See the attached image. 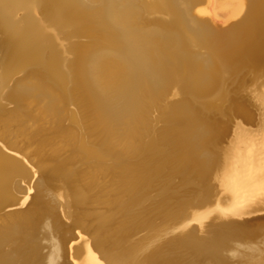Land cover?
<instances>
[{
  "label": "bare ground",
  "instance_id": "bare-ground-1",
  "mask_svg": "<svg viewBox=\"0 0 264 264\" xmlns=\"http://www.w3.org/2000/svg\"><path fill=\"white\" fill-rule=\"evenodd\" d=\"M144 1L145 5L144 9H142L137 0H0V47L7 48L11 47L15 43H18L14 48L12 58H15L21 66L29 63L32 65L37 64L40 62L42 55L46 54L45 59L48 65V76L46 78L47 82L50 84V82L53 81L55 82V85L58 83L60 88L67 83L69 84L70 89L72 85V87L78 88L79 91L81 90V95L85 99V102L89 107L88 109L92 112L90 110L88 111H90L91 114L93 113V117L97 121L99 128L102 130L101 132L107 131L104 132L106 135L107 133H110V135H107L106 138L104 136V139H107L108 141L112 139V137L119 139V134L116 135L117 137L115 136L117 132H120L117 131L119 129L117 127V123L120 121V123H122H119L121 127L125 124L127 133L124 132L126 128L119 129L124 130V134L120 133L121 136H125L126 133V136L121 138L124 139V151L129 153L139 152L140 156L142 154L141 152H143V157L136 155L139 156L140 159L146 157L144 156L146 155L144 153H147V155L152 154L153 152L155 153L154 142L157 144L158 142L154 141L156 138V128L154 124L160 122V120L163 121L164 119L166 121L168 120L166 118H172L177 122L176 126L178 124V128L176 130V137H174L183 147H186V145H188L187 142L191 139L193 134L195 135L194 130L197 127L194 130H191L193 129L192 127H195L198 124L208 126L207 124L211 117L204 116L201 110L196 108V106H193L191 98L205 99L203 111L206 110L209 112V115H211L210 113L218 112L220 115L229 117L230 111H232V107H234V99L242 100V98L238 97L236 89L240 88L244 80L241 79V77L235 80V86L232 89L234 95L232 96L226 87L227 82L238 73L241 67L248 69V71H252L254 73L253 76H256V79L263 76L255 85V95H253L255 100L262 102V105L258 108L259 120L258 118L257 120L259 127L257 132L252 133L250 131V127L248 128L250 129L248 132L245 131L242 128L243 125L241 121L237 120L238 123L235 125L234 130L231 133L229 138L230 141L225 148V153H223L224 156L219 153L224 157H220V159H224V163L218 161H215V163L213 162L209 168L210 171L209 169L208 171H205L206 167H199L200 163L193 156L196 152L192 151V149L188 146L187 147L194 153L192 154L190 152H186L185 154H182L185 155V159L181 158L182 160L175 159L177 162L173 161V165L179 161L180 165L185 162L183 164L187 163L189 166L191 165V168L194 166L197 177L201 179L204 177L206 179V176L210 177L211 174L214 173L216 184H218L219 187L220 185L222 187L223 183H225L229 188V192L235 195L231 204L217 210L215 209L217 206H214L218 202V197L213 196L214 198L211 199V193H207L205 203H200V206L198 207L192 206V209L190 208L191 210L186 213L188 218L201 213V217L206 220L213 214L225 215L229 213L243 212V204L250 200H255L257 201V206L260 205L264 201V75H262L263 73H260L259 71L260 66L264 65V0H247L246 3L243 2V0ZM248 1L249 5L251 3L249 7V21L228 32L212 30L209 28L206 21L200 20L199 22H194L188 17L189 7L192 6L195 8V11H192L193 14L201 18H204L205 15L217 17V13L219 11L224 12V14L228 17L225 23H228L239 18L245 12ZM46 25L52 26L53 32L51 29H48L52 33L46 31ZM81 36L93 43L97 48L91 50L90 53H87L88 51L86 53L79 52L80 46L78 41L80 39L85 40L84 38H80ZM77 37L80 39H75ZM85 48L89 49L88 46H85ZM67 56H70L72 62H74L71 64L70 61L69 64L72 65L70 68L76 66L75 73L77 74L75 75L74 80H72L73 82H69V78L66 76V72L68 71H66V67L69 68V66H66L65 63ZM67 59L69 58L67 57ZM248 71H246V73H248ZM256 79L254 81H256ZM250 80L252 81L253 79L250 77ZM13 88L14 87H12L8 92H10ZM22 89H20V97H34V94H32L33 92L30 89H27L26 87ZM170 91H172L173 95L177 97L174 101L167 102V99H169L167 97L169 96L168 94ZM172 93L170 92V94ZM17 96L16 92L9 95L10 98L15 100L19 99ZM71 96L72 95H70V97ZM79 101L81 103V100ZM159 101L164 102L160 103V105L163 104L164 107L161 105L159 112L156 111L158 112L156 113V117L152 116L153 118H148V109L151 107V104ZM77 104L79 107L78 102ZM152 107L155 108L154 106ZM86 108L85 111H87ZM158 108L156 107L155 109L158 110ZM240 109L241 107L239 110ZM49 112L50 107L47 110V113ZM241 114L243 117H247V113L242 112ZM221 117L217 115L212 118H215L222 123L227 122V120H224V117ZM92 122H94V119ZM93 124L95 125V123ZM59 125L61 126V123ZM94 125H92V127L95 130L96 127L94 128ZM139 125L147 128L145 135H143L145 132H143L142 129L140 131L136 130ZM206 126L204 127L205 130H210L209 128H206ZM172 127L175 128L174 125ZM213 127H215L214 124ZM243 127H245V125ZM114 128L117 132H112ZM169 128H171V126ZM199 128L202 129L201 127ZM158 129L160 130L158 131L161 132L159 127ZM164 129L167 130L166 127ZM171 129H169V131H171ZM165 130L162 131L164 132ZM137 132L142 133H140L141 137H139L140 135ZM191 132L192 135L190 136ZM97 133L99 132L97 131ZM136 133L139 136L136 137ZM164 133H168V131ZM103 135L104 134L101 136ZM160 135H162V133ZM217 135L220 137L219 134ZM135 137L138 139L136 141H139V143L141 142L140 145L138 142L136 143L139 147L135 146ZM212 138L213 137L211 136V139ZM104 139L103 141H105ZM199 139H201V137ZM215 139L217 140V138ZM221 140L222 138L218 139V141L209 146V144L207 145V143H204V139L203 142H199V144L203 143L202 145L207 147L209 146L208 148L212 150L211 152H217V148L220 145ZM109 143L111 144V141ZM177 143L176 145L179 149ZM159 144H161V142ZM191 144H193V142L190 143L189 146L194 147V145ZM112 145L114 146V144ZM83 146L85 145L83 144ZM106 148H108L110 154H114L115 151L117 152V150L120 149H118V146H116V148L110 147L112 148L111 150L109 147ZM201 149L205 150L206 148ZM201 149L198 150L201 151ZM85 151L88 152H85L88 156L90 155L97 158L99 155L92 152L93 150L90 151L87 149ZM221 151L222 150H220V152ZM81 152L84 153L83 149ZM115 155L118 156L120 154L118 153V155ZM205 155H207V152ZM205 155L204 157H206ZM129 157H131V154H129ZM135 157L133 158L135 159ZM197 159L199 158L197 157ZM148 161L150 160L148 159ZM26 166L29 165L26 164ZM89 166L108 168L114 165L91 164ZM181 167H183V165L178 168ZM132 170L133 169H131V171ZM141 170L143 171L144 167ZM59 171L61 172L60 169ZM109 171L111 173V169H109ZM120 171L122 170L120 169ZM145 172L146 171H144V173ZM106 173L108 175H112V173L109 174L108 171H106ZM15 175L27 176L28 172L21 164L7 161L0 156V205L10 197V183ZM137 176L134 175L135 181ZM190 176L194 177L204 185L208 183V181L204 182L194 175ZM124 177L122 179L123 181L125 180ZM147 179L148 178L142 176V179L136 184L131 185V183H127L129 185L127 191L132 194L131 196L129 195L132 203L140 202L139 200L143 198L147 185ZM90 185L92 186L93 184L90 183ZM90 185L87 187H91ZM122 185L123 184H121V186ZM189 185L190 184H187L184 187H188ZM104 190H106V188ZM193 190L194 189L192 188L185 189L184 192ZM88 200L89 199H87V201ZM163 200L164 197L157 195L145 202L142 206L140 204L138 206H141L140 210H142V212L148 210L150 211L155 204H159ZM126 215L127 214H124L122 218L118 219L122 220L126 217ZM183 215H185V213ZM158 216L161 217L162 215L159 214L157 217ZM39 218L38 215L34 213L27 220L15 219L13 222H16L17 227L19 226L21 229H32L34 231L35 224ZM159 219L161 220V218ZM162 219L163 221L172 220L175 223H179L178 225L172 224L170 228H168L169 223L167 226H163L164 228H168L167 230L165 229V232H163L164 235L169 232V229L172 230L175 226L178 227L183 224L174 220V216L167 214L164 215V218L162 216ZM126 225H128V223ZM140 226L142 227V225ZM158 229L159 227H154L149 229L147 231L148 233L145 231L147 233L145 237H150L152 233H154L153 231H157ZM163 229H159L161 231L158 232L162 233V231H164ZM129 232L131 233V231L125 228H122L120 231L122 237L125 236V239H127ZM154 234L156 236V233ZM254 234H256V231L251 229L236 232L232 231L226 233L225 235H219L218 229L216 227H211L210 234L206 239L201 240L202 243H199V241H197L190 233L184 236L175 237L165 243H171L175 247L180 246L188 248L191 251L195 263H185L186 261H183L182 255L181 257H177L178 253L176 256H169L172 259L169 260L167 258V260L165 258V260V253H163V246L165 244L158 243L150 246L148 250L147 246L150 242L142 243L139 239H135V241L132 240L129 248H127L125 252L123 251V253L118 255L110 254V256L107 255V258L109 263L113 264H117V259L128 257L138 259L141 264H206L207 262L215 264L218 261L222 262L224 260L225 257L222 256L221 250L229 241H244L247 240V238L249 239L254 236ZM163 237L160 236V238ZM147 239L144 242L149 241V238ZM156 240L157 238L152 240L151 245ZM144 244H147L145 245V250L143 247ZM94 247L86 244L73 252H71V250L68 251V255L71 252L73 257L79 259V262L77 261L78 263L75 262L74 264H100L95 258L96 255L94 256L93 254L95 252L93 250ZM64 248L65 244L63 241L56 250V253L62 257H60L61 260L58 259L59 261H62L59 262V264H65V260H63L66 255ZM97 248L98 247H96V250ZM176 250H179V248H176ZM146 251L148 252L140 257V254ZM97 254L99 255V253ZM53 257L54 256H52V254L47 255L45 257V263L57 264L58 262L56 263ZM41 258L39 255L30 261V259L25 258H22L21 260L15 259L14 257L0 255V264H41ZM97 258L99 260V257ZM159 258L162 259L158 260Z\"/></svg>",
  "mask_w": 264,
  "mask_h": 264
},
{
  "label": "rangeland",
  "instance_id": "rangeland-1",
  "mask_svg": "<svg viewBox=\"0 0 264 264\" xmlns=\"http://www.w3.org/2000/svg\"><path fill=\"white\" fill-rule=\"evenodd\" d=\"M137 1H138V4L141 6V8L144 9L145 1L144 0H137ZM246 1L247 0H243V2H245V3H246ZM250 5H251V3H250ZM194 9L195 8H193L192 11ZM220 14H223V15H220ZM217 15H218L217 17L216 16L212 17L211 15H205L204 18L208 19L209 22L213 25L225 26L226 24L229 23V22L225 23V21L228 17L224 14V12L219 11L217 13ZM45 29L47 32L49 31V33L53 32L52 26L46 25ZM48 29H51L52 32H50V30H48ZM69 35H70V33H69ZM80 38H84V37L81 36ZM80 38L77 37L75 39L79 40ZM84 39L85 40L80 39L78 41V44L80 46L79 52H85L86 53L88 51L87 53H90L91 50L97 48L93 43L86 40V38H84ZM17 44L18 43H15L11 47H7V48L0 47V143L5 145V146L14 148V149L18 150L19 152L21 151L20 153L21 154L23 153L22 154L23 156L25 155L24 158L27 162V165H29V166L24 165V167L26 168V170L28 172L27 176L15 175L12 178L11 183H10L11 184L10 185V192L11 193H12V191H16V190L21 189L22 185H24L28 181L32 180L35 176H37L38 173L41 174V176H40L41 177L40 193H39V196L37 199V207L34 211V213H36L38 215V218L40 216L41 217L37 220V222L35 224L34 231L32 229L31 230L30 229H28V230L21 229V228H19V226L17 227L16 222H13L12 220H11L12 223L10 225H7V227L4 229H0V255H3L6 257H14L15 259H21V260H22V258H25V259H30V261H32L36 256L40 255V258L42 257L41 258V264H46L45 263L46 262L45 257L47 255L52 254V256H54L53 259L57 263L59 260H61L62 257H61V255L56 253V250H57V248H59L60 243L64 241V239H63L64 232H67V228L65 226H63V221H64L63 214L65 211H67L68 217L73 221V223H79L81 221V216H79V215H81V213H82V215L84 216V219L86 218V219H90V220L91 219L96 220L98 223H100V225H102L104 227L107 224L115 222L116 227L119 231H121L122 228H125V229H128L129 231H131V233L130 232L128 233L127 239H125V236L122 237L121 233L119 232L120 233L119 235H121V236H119L120 239H118L117 241H112V242L108 241L107 239L100 237L98 232H96V234L94 236H92V241H90V239H88V238L81 237L82 242L76 247V249H78L79 247L86 245V244H88L89 246H92V247L95 246L93 249L95 252L93 254H94V256L96 255L97 257H99V260H98V258L95 256L97 261L100 264H105V263L110 264L108 261L107 255H109V256H110V254L111 255H118L120 253H123V251L125 252L127 250V248H129L132 240L135 241V239L136 240L139 239V241L140 242L142 241V243L150 242L147 246V248H149L151 246L152 240H154L156 238H157V240H159L158 238H160V236L163 237V235H164L163 232H165V229L167 230L168 228H170L172 226V224L173 225L179 224V223L173 222L172 220L163 221L162 216L164 218L165 214L174 216V220L179 221L181 223H189V222L194 223L195 221L196 222L200 221L199 223H202L203 222L202 220H204V219L201 217V213L197 214L198 216L196 215L194 217L192 216L189 218L187 217L186 213H188V211L192 209L191 208L192 206L198 207V206H200V203L201 204L205 203V200L207 198L206 197L207 193H211V199L214 198L213 196L218 197V202L216 203L217 205L215 204V206H214V207L217 206L215 208L217 210H220V209L226 207L227 205H229L233 202V197L235 195L233 193L229 192V190H228L229 188L227 187V185L225 183H223L222 187H221V185L219 187L218 184H216V179L214 177V173H212L210 177L206 176V179H205V177L202 179L198 178L196 175V172H195L196 170H194L195 169L194 166L192 167L193 168L192 169L191 165L189 166V164H187V163L183 164L185 162H183L180 165L179 161H178V163H176L177 162L176 160H180L181 158L185 159V155H182V154H185L186 152H190L193 154L194 152H192V151H195L196 153H194L193 156L200 163L199 167H203V168L206 167L207 168V169L205 168V171H208V169L211 167L212 163L213 162L215 163V161L224 163V159L222 160V159H220V157L224 158L223 153H225V148L227 147V145L230 141V139H229L230 137H228V138L225 137V134L227 132L226 131L227 130L226 125H225L226 122L222 123V122L218 121L217 119L212 118V117H215L217 115H219L220 117L221 116L224 117L225 119L224 118L223 119L227 120L228 123L233 119H234V121H237V120L240 121V118L241 119L243 118L244 121L247 120L246 122H248L250 124H243L241 122L243 126L245 125V127H243L241 125L242 128L247 132L250 129H251L250 131L252 133L257 132V129L259 127V125H258L259 109L258 108L262 105V102L255 100L253 95H255V90H254L256 88L255 85L261 80V78L263 76L258 77L256 79V76L255 77L253 76L254 73L252 71H250V70L248 71V69L241 67L240 70L238 71V73L232 79H230L227 82L226 87H227L228 91L231 93L230 95L232 96V95H234L233 94L234 92H232V89L235 86L234 85L235 80L239 79L240 77H241V79L244 80V82L240 86V88L236 89L238 97L242 98V100H236L233 98L235 101V102H233V106L236 108V110L234 107H232V109L234 111L233 110L230 111L229 117L224 116V115H220V114H218V112L210 113L211 115H209V112H207L206 110L203 111V107H204L203 104L205 102V99L191 98L192 105L196 106V108L201 110L202 113L204 114V116H206V117L209 116V117H211V119H209V121H208V124H207L208 126L201 124L203 126L202 127L201 125L198 124L195 127H192L193 129H191V130H194L197 127L194 130L195 135L193 134V136H192L193 138L191 137L190 140L188 139L190 142L189 141H188L189 143L187 142L188 145H186V147L181 146L175 138L176 137V130L178 128V124L176 126L177 122L175 120H173L172 118H166L168 120L165 121L163 119V121L160 120L161 123L160 122L155 123L154 125L156 128V133H155L156 138L154 141L158 142V144L154 142V146H155V153L153 152L154 154L152 153V154L147 155V153H144V154H146V155H144L146 157L143 158L145 160L144 161L143 159L139 158V156H140L139 152L138 153H134V152L129 153V152L124 151V145H123L124 139H121V138H124L126 136V133H127L126 132L127 128H126L125 124L122 125L123 127H121L120 124H122V123H120V121L117 123V125H118L117 127L119 129L120 128H122V129L126 128L125 131L118 129L117 131H120V132H117V131H115L116 127L112 131V132H117L115 134V136L117 134L120 135V133H123V131H124V132H126L125 136L120 135V137H119V135H118L119 139H116L115 137L113 138L112 136H109V137H112V139H110L109 141L107 139H104V136L106 138L107 135H110V133H107V135H106L104 132H107V131L101 132L102 130L99 128L97 121L93 117V113L92 114L90 113L91 110L88 109L89 107H88L87 103L85 102V99L81 95L82 91L81 90L79 91L78 88L72 87L71 84H70L71 85V89H70V86L67 83H66V85L64 84L63 87L61 86L62 88H60V85L58 83H56V85H55V82H53V81L50 82V84H49V82H47L46 78L48 76V71H47L48 65H47V62L45 59L46 54L42 55L43 59L41 57L40 62L37 64L32 65L29 63V64H25V65L21 66V64H19V62L17 60H15V58H12L13 53H14V48ZM85 46L86 47L88 46L89 49L85 48ZM67 57L69 59H67ZM67 57H66L65 63H66V66L67 65L69 66V68L66 67V71L68 70L66 72L67 73L66 76L69 78V82H73L72 80H74L75 75L77 74V73H75L76 72V68H75L76 66L71 67L72 68V70H71L70 66H72L71 64H73L74 62H72V59L70 58V56H67ZM8 59H9V61H8ZM67 60H68V62H67ZM70 61H71V64H69ZM74 68H75V70H74ZM263 70H264V65L260 66V68H259L260 73L261 72L263 73L262 75H264ZM246 71H248V73H246ZM250 77H251V79H253L252 81L250 80ZM70 79H71V81H70ZM255 79H256V81H254ZM12 87H14V88L10 92H8ZM21 87L22 88L26 87L27 89H30L33 92L32 94H34V97L33 96H32L33 98L32 97H27V98L20 97L19 93L21 92V90H20V89H22ZM77 91H78V93H77ZM15 92L17 93V95H18L17 97L19 98L17 100L9 97V95L14 94ZM170 92L172 93V91H170ZM170 92L168 94L169 96L167 97V98H169V99H167V102L174 101L175 98L177 97V96H174L173 93L170 94ZM78 94H79V96H78ZM244 94H246V95H244ZM70 95H72V96L70 97ZM73 95L75 96V98ZM79 97H80V99H79ZM209 97H211V96H209ZM79 100H81V103ZM9 101H11V102H9ZM77 102L79 103V107H78ZM161 102L162 101L154 102L151 104V107L154 106L155 108L156 107L157 108L159 107V108L157 110L153 107L152 108L150 107L148 109V111H149L148 112V116H149L148 118L151 119L152 116L156 117V113L159 112L161 105H162V107H164L163 104L160 105ZM162 103H164V102H162ZM14 105H16V106H14ZM49 107H50V112L47 113V110L49 109ZM240 107H241V109L239 110ZM85 108L87 111H85ZM243 109H244V111H243ZM247 109H249L251 115L248 113ZM88 110H90V111H88ZM156 111H158V112H156ZM242 112L247 113L246 114L247 117H243L241 114ZM235 113H237L238 115ZM91 115H92V117H91ZM236 116H240V118H238ZM257 118H258V120H257ZM93 119H94V122H92ZM60 123H61V126L59 125ZM93 123H95V125ZM153 123H154V121H153ZM213 124L215 127H213ZM92 125H94V128L96 127L95 130L93 129ZM173 125L175 126V128L172 127ZM139 126L136 128V130L140 131L142 129L143 132H145V133H143L142 131L141 132L143 133V135H145L147 132L146 131L147 128L145 126L144 127L143 126L139 127ZM167 126H168V128H167ZM170 126L172 129L169 128ZM198 126L201 127L202 129H200ZM205 126H206V128H209L210 130H208V131L205 130V128H204ZM66 127H67V129H66ZM158 127L161 129V132H159L160 130L158 129ZM165 127L167 130L164 129ZM216 127H217V129H216ZM218 127H219V129H218ZM249 127H250V129H248ZM169 129H171V131H169ZM223 129L225 132L223 131ZM162 130H165L164 132L168 131V133H164ZM233 130H234V128H233ZM89 131H90V133H89ZM97 131L99 133H97ZM141 132H139V133L137 132L140 136L137 135V133H136V137L137 136L141 137V134H142ZM157 132H158V134H157ZM192 132H191L190 136L192 135ZM161 133H162V135H160ZM211 133H213V134H211ZM102 134H104V135L101 136ZM217 134H219L220 137ZM159 136H160V139H159ZM211 136L213 137L212 139H211ZM136 137H135V141L133 140L135 142V144L137 142L139 143V141H136V140H138V139H136ZM198 137L199 138L201 137L202 141ZM163 138L165 141L163 140ZM166 138H168V139H166ZM203 138L205 139L204 143L205 144L207 143V145L209 144V146L211 144H214L216 141H218V139H220V138H223V139L220 142V145H219L220 147L218 146L219 149L217 148L218 151L217 152H211L212 150L210 148H208L209 146L207 147L205 145H202L203 143L199 144V142L200 143L203 142V140H204ZM207 138H209V139H207ZM215 138H217V140ZM103 139L105 141H103ZM192 139H193V141H192ZM227 139H228V141H225ZM173 140H174V142H173ZM110 141H111V144L109 143ZM119 141H121V142H119ZM160 142H161V144H159ZM192 142H193V144H191V145H194V147L192 146L193 148L191 146H189L190 143H192ZM194 142L197 145H195ZM140 143H139V145H140ZM176 143L178 144L179 149L177 148ZM83 144L86 147L83 146ZM112 144H114V146ZM116 146H118V149L120 148L119 150H117V152L120 155H118V153L116 151H115L116 153L114 152V154H110L108 148H106V147L116 148ZM135 146L139 147L137 144ZM187 146L190 147L192 149V151ZM200 146H201V148H203V149L206 148V149L202 150L200 148ZM83 147H85V148H83ZM82 149H83L84 153L81 152ZM84 149L85 150L88 149L90 151L93 150L92 152H94L97 155L99 154V155L98 156L96 155L97 158L92 157L90 155H89L90 156L89 157L87 154L88 152L85 151ZM111 149L112 148H110V150ZM198 149H201V151ZM156 150H159L161 152L156 151ZM207 150H209V151H207ZM220 150H222V151L220 152ZM179 151H180V153H179ZM85 152H87V153H85ZM122 152H123V154H122ZM157 152H159V153H157ZM206 152H207V155H205ZM111 153H113V152H111ZM141 153L143 154V152H141ZM211 153H213V154H211ZM216 153L218 155L221 154L223 156H221V155L218 156ZM115 154H117L118 156H116ZM129 154H131V157H129ZM142 154H141V156H142ZM202 154H204L206 157H204V156L202 157L201 156ZM136 155H139V156H136ZM155 155H156V157H155ZM157 155H159V156H157ZM132 156L133 157L136 156L135 159ZM210 156H212L213 158ZM147 157L150 161H148ZM197 157L199 159H197ZM86 158H88V159H86ZM173 161H176L175 162L176 164L174 163L175 165H173ZM91 164L114 165L112 167H108L109 169H111L112 175H108L106 173V171H108V173L111 174L108 168L89 166ZM182 165H183V167L178 168ZM185 166L187 167V169ZM131 167H133V168H131ZM143 167H144V170L142 171L141 169H143ZM145 168L150 169V170H147ZM59 169L61 170V172L59 171ZM89 169H91V170H89ZM120 169L122 171H120ZM131 169H133V170L131 171ZM144 171H146L145 173L147 175L144 173ZM209 171H210V169H209ZM125 172H127V173H125ZM148 172H150V173H148ZM123 174L125 177L123 176ZM129 174H130V178H129ZM134 175H136V176L138 175L136 177L137 178L136 181H135ZM141 175L143 177L148 178L147 179V185H146V188L144 191V196L142 199L139 200L140 202L132 203L130 201L131 200L130 196L132 194H130L127 191L129 188L128 184L131 183V185H133V184H136L137 182H139L142 179ZM190 175H194L195 177H197L198 179H200L204 182L208 181V183L206 185H204L203 183H200L198 180H196L194 177H192ZM123 177L125 179L124 181L122 180ZM95 179H96V181H95ZM90 183L93 185L91 186ZM121 184H123V185L121 186ZM187 184H190V185L188 187H184ZM89 185L91 187H87ZM100 188H102V189H100ZM105 188H106V190H104ZM190 188H192L194 190L184 192L185 189H190ZM31 191H32V189L28 188L27 193H30ZM127 193H129V194H127ZM157 195L164 197V200L161 201L159 204H155L150 209V211L148 210V211L142 212V210H140L141 206L143 204H145V202L150 200L152 197L157 196ZM27 198H28V194L25 195L24 200H26ZM87 199H89V200L87 201ZM43 200H45V201H43ZM198 200H200V201H198ZM116 201L117 202L119 201L120 203L118 202L119 203L118 204ZM256 202L257 201H255V200H250V201L244 203L242 206L244 211L251 209L252 207L257 206ZM121 203H123V204H121ZM197 203H198V205H197ZM262 203H264V201ZM139 204L141 206H138ZM87 210H89V211L93 210L94 212H88ZM95 211H102V212H95ZM176 212L179 213L180 215L177 214ZM184 213H185V215H183ZM124 214H127L124 219H122V220L118 219V218H122ZM159 214L162 216L157 217V215H159ZM159 218H161L162 221ZM14 223H15V225H14ZM127 223H128V225H126ZM151 223H153V224H151ZM168 223H169L168 228L167 227L164 228L163 226H167ZM170 223H171V225H170ZM2 224H3V217L0 215V226ZM145 224H147V225H145ZM140 225H142L143 228ZM135 226H137V227H135ZM154 227H157V228L159 227V229H161V230L164 228L163 229L164 231H162V233L158 232V231H161L159 229L157 231H153L154 233H156V236L154 233H152V235H151L152 237L150 236L151 237V240H150V237H145V236L148 233L147 231L151 228H154ZM175 227H177V226H175ZM174 228H172V230ZM10 231H11V233H10ZM169 231H171V230L169 229ZM157 232H158V235H157ZM257 232L258 231H256V233ZM263 234H264V232H263ZM8 236H10V237H8ZM26 236L28 237V239ZM157 236H159V237H157ZM260 237H261V235L254 234V236L250 237L249 239L247 238V240H244V241L243 240L229 241L227 243V245L223 248L224 251H223V249L221 250L222 256L225 257L224 260L222 262L218 261L215 264H264L263 259L259 258L257 255H254L252 253H247V249L245 248L248 244L249 245L250 244H256L257 241L260 239ZM64 238H65V236H64ZM147 238H149V241L144 242ZM4 239H5V241H4ZM196 240L199 241V243H202V241H201L202 239H196ZM156 241H154V242H156ZM54 244H55V246H54ZM2 245H4L3 247L5 249L9 248V250H11V251H9L8 253L5 251H2L1 250ZM145 245H147V244H144V246H143L144 250H145ZM165 245L167 247V250L171 251L170 252L171 255H169V256H174V255L176 256V254L178 253L177 257H181V255H182L183 261L184 262L186 261L185 263H195L193 256L191 254V251L188 248L180 247V246L175 247L171 243H167ZM56 246H58V247H56ZM164 246H163V248H164ZM96 247H98L97 250H96ZM176 248H179V250H176ZM70 250H71V252L74 251L71 248H70ZM71 252L69 254V258L71 260L70 263H72V264H74L75 262L78 263L79 259L73 257L71 255ZM97 253H99V255ZM55 254H57V255H55ZM23 255H24V257H23ZM188 257H189V259H188ZM160 259H162V258H159L158 260H160ZM191 259H192V261H191ZM206 264H212V263L207 262Z\"/></svg>",
  "mask_w": 264,
  "mask_h": 264
},
{
  "label": "water",
  "instance_id": "water-1",
  "mask_svg": "<svg viewBox=\"0 0 264 264\" xmlns=\"http://www.w3.org/2000/svg\"><path fill=\"white\" fill-rule=\"evenodd\" d=\"M249 1L246 6L245 12L237 19L229 22L225 26L220 25H213L209 22L206 18H201L193 14L192 9L193 7L190 6L188 10V17L194 21L199 22L200 20L206 21L209 28L219 32H228L233 30L236 27H240L247 23L250 18V10H249ZM248 113L251 115L249 109ZM240 118L239 116H236ZM240 121L243 124H250L243 119L240 118ZM237 121L231 120L229 123L226 122V134L225 137L228 138L231 136L232 130L235 125H237ZM223 139V138H222ZM222 141V140H221ZM225 141H228L225 140ZM227 143V142H226ZM0 156L1 158L21 164L23 167L27 164L24 156L16 149L5 146L0 143ZM202 157L204 154L201 155ZM40 185H41V177L38 173L32 180L28 181L26 184L21 186V189L12 191L9 198H7L1 205H0V215L3 217V224L0 226V229H4L7 225H10L12 221L15 219H22L27 220L32 216L36 207H37V199L40 193ZM28 188H31L32 191L27 193ZM28 194V198L24 200L25 195ZM88 212H94L93 210ZM84 212V211H83ZM95 212H102V211H95ZM81 216V221L79 223H73V221L68 217L67 211L63 214V226L67 228V232H64L63 239L65 244V256H64V263L70 264V258L68 255V251L70 248L75 250L76 247L82 242L81 237L88 238L92 241V236L99 233V236L107 239L108 241H116L120 239V235L118 234L120 231L116 227V223L107 224L105 227L100 225L96 220L93 219H84V216ZM12 220V221H11ZM211 227H216L218 229V233L225 235L229 232H236L242 230H255L258 231L256 235H261L260 239L257 241L256 244H248L245 248L247 249V253H252L257 255L259 258L264 260V203L252 207L243 212L239 213H229L225 215L213 214L208 219L203 221L202 223L194 222V223H183L178 227H175L173 230L169 231L163 238L159 239L151 246L156 245L158 243L165 244L170 239L175 237L184 236L188 233H191L195 239H206L210 234ZM65 236V238H64ZM2 245V251L9 252V248L5 249ZM149 250V248H148ZM148 251L140 254L142 257ZM171 251L167 250L166 245L163 248V253H165L164 259L168 258L169 260L172 259L169 257ZM165 259V260H166ZM167 259V260H168ZM117 264H141L139 263L138 259H134L132 257L117 259ZM164 261V260H163ZM58 261L57 264H59ZM54 264V263H53ZM113 264V263H110Z\"/></svg>",
  "mask_w": 264,
  "mask_h": 264
}]
</instances>
